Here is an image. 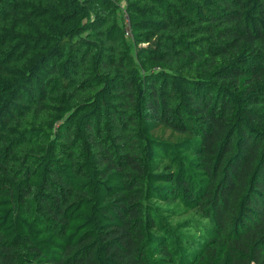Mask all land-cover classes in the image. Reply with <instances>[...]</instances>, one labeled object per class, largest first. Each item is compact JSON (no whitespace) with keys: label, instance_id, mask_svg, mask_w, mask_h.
<instances>
[{"label":"trees","instance_id":"trees-1","mask_svg":"<svg viewBox=\"0 0 264 264\" xmlns=\"http://www.w3.org/2000/svg\"><path fill=\"white\" fill-rule=\"evenodd\" d=\"M0 264H264V0H0Z\"/></svg>","mask_w":264,"mask_h":264}]
</instances>
